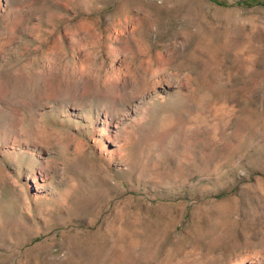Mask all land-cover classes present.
I'll list each match as a JSON object with an SVG mask.
<instances>
[{
    "label": "rangeland",
    "instance_id": "rangeland-1",
    "mask_svg": "<svg viewBox=\"0 0 264 264\" xmlns=\"http://www.w3.org/2000/svg\"><path fill=\"white\" fill-rule=\"evenodd\" d=\"M0 264H264V0H0Z\"/></svg>",
    "mask_w": 264,
    "mask_h": 264
}]
</instances>
